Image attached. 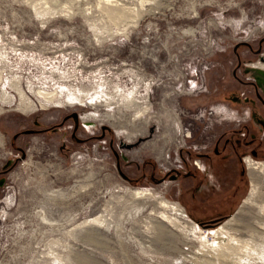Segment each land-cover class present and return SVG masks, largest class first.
I'll list each match as a JSON object with an SVG mask.
<instances>
[{
  "label": "rangeland",
  "instance_id": "obj_1",
  "mask_svg": "<svg viewBox=\"0 0 264 264\" xmlns=\"http://www.w3.org/2000/svg\"><path fill=\"white\" fill-rule=\"evenodd\" d=\"M263 38L264 0H0V264H264L231 100Z\"/></svg>",
  "mask_w": 264,
  "mask_h": 264
},
{
  "label": "flooded vegetation",
  "instance_id": "obj_2",
  "mask_svg": "<svg viewBox=\"0 0 264 264\" xmlns=\"http://www.w3.org/2000/svg\"><path fill=\"white\" fill-rule=\"evenodd\" d=\"M248 47L252 50V54L258 57L262 65H256L257 70H259V75L253 80L248 79L247 81H245L237 77V74L235 73L243 89L242 92L239 93V95H235L231 98V100L233 102L241 103L245 107L249 108L247 114L249 121L248 124L242 125V127H240L239 129H234V133L232 134L234 136L240 137L238 138V141L240 142V140H242L243 144H245L246 147L254 146L251 150V154L254 157H258L261 151V147L264 145V38L259 41L258 47L256 49H253L249 44ZM238 66L240 68L242 66V63L240 61ZM76 114L69 117L76 118ZM106 132L107 127L102 128L101 137H106ZM221 144V141H218L216 143V148L214 149L215 155L221 154V150L219 149ZM233 144L231 143L230 139H227L224 142L223 148Z\"/></svg>",
  "mask_w": 264,
  "mask_h": 264
},
{
  "label": "bare ground",
  "instance_id": "obj_3",
  "mask_svg": "<svg viewBox=\"0 0 264 264\" xmlns=\"http://www.w3.org/2000/svg\"><path fill=\"white\" fill-rule=\"evenodd\" d=\"M262 72V70H261ZM247 160V159H246ZM198 165H200L199 162H197ZM201 167V166H200ZM248 168H249V173L251 175V179H252V189L250 192L249 197L245 200V205H254V203L256 202V196L259 193V188H260V175L261 173L264 171V162H255L253 160L248 162ZM134 196L136 198L139 199H145L146 202L148 201V203H152L154 204L156 207L164 209V211H170L174 214H176L179 218L186 220L187 222H189L191 225H193L194 227L198 228V225L196 223H194L193 221H191L188 216L186 215L185 210L183 209V207L177 203V202H171L167 199L164 198H156L153 195H151L150 193H147L145 191H142L141 189H135V192L133 193ZM153 205V207H154ZM237 218V216H233L230 220H228L227 222L223 223V225L218 229L217 232H222L226 229H230V227L232 226L233 221H235V219ZM165 219H170L169 217L166 216ZM260 220V219H259ZM263 220V219H262ZM261 221V220H260ZM259 221V222H260ZM234 224V223H233ZM263 225V224H262ZM263 227V226H262ZM261 227V228H262ZM232 228V227H231ZM233 229V228H232ZM264 229V228H263ZM217 230V229H216ZM231 230V229H230ZM219 234V233H218ZM221 234V233H220ZM227 234V232H226ZM249 241V240H248ZM247 241V243H248ZM245 243V242H244ZM245 243V244H247ZM251 242H249L250 244ZM249 246V245H248ZM252 246V245H251ZM247 248V247H246ZM250 248V247H249ZM245 249V248H244ZM254 249V248H253ZM246 253V252H245ZM262 253V252H261Z\"/></svg>",
  "mask_w": 264,
  "mask_h": 264
},
{
  "label": "water",
  "instance_id": "obj_4",
  "mask_svg": "<svg viewBox=\"0 0 264 264\" xmlns=\"http://www.w3.org/2000/svg\"><path fill=\"white\" fill-rule=\"evenodd\" d=\"M78 114H76V116H77ZM103 128H106V127H103ZM151 135L150 136H148V137H145V138H140L137 142H135V143H126V142H124V141H121V143H120V147H121V149H125V150H132V149H134V148H137L141 143H143V142H145V141H147L148 139H151L152 138V134L154 133V128H152L151 129ZM255 155H256V153H255ZM171 179L172 180H174V179H176V177H171ZM219 221V220H218ZM218 221H214V222H218ZM203 225V224H202ZM204 227H206V228H209V227H212L211 225H203Z\"/></svg>",
  "mask_w": 264,
  "mask_h": 264
},
{
  "label": "crops",
  "instance_id": "obj_5",
  "mask_svg": "<svg viewBox=\"0 0 264 264\" xmlns=\"http://www.w3.org/2000/svg\"><path fill=\"white\" fill-rule=\"evenodd\" d=\"M200 166L202 167V165L200 164ZM191 174H193V176H194V179H196V180H198V178L199 177H197V171L196 172H194V173H191ZM193 178V177H192Z\"/></svg>",
  "mask_w": 264,
  "mask_h": 264
},
{
  "label": "built area",
  "instance_id": "obj_6",
  "mask_svg": "<svg viewBox=\"0 0 264 264\" xmlns=\"http://www.w3.org/2000/svg\"><path fill=\"white\" fill-rule=\"evenodd\" d=\"M196 165H198L197 163H196ZM199 167V166H198Z\"/></svg>",
  "mask_w": 264,
  "mask_h": 264
}]
</instances>
